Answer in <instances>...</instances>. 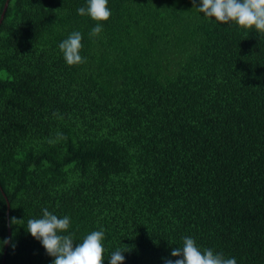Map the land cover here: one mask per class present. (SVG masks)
<instances>
[{
    "label": "trees",
    "instance_id": "16d2710c",
    "mask_svg": "<svg viewBox=\"0 0 264 264\" xmlns=\"http://www.w3.org/2000/svg\"><path fill=\"white\" fill-rule=\"evenodd\" d=\"M199 6L108 0L97 22L77 13L87 0H9L0 264H53L26 230L45 208L70 218L74 245L103 229V264L125 246L124 264H165L184 237L264 264V34ZM74 31L86 62L69 66L59 44Z\"/></svg>",
    "mask_w": 264,
    "mask_h": 264
},
{
    "label": "clouds",
    "instance_id": "9594fccd",
    "mask_svg": "<svg viewBox=\"0 0 264 264\" xmlns=\"http://www.w3.org/2000/svg\"><path fill=\"white\" fill-rule=\"evenodd\" d=\"M195 3L196 0H193L194 5ZM107 5L108 0H87V7H80L77 13L80 16H89L94 21L104 22L112 15ZM195 8L205 18H214L222 24L235 23L245 30L255 29L264 34V0H200V6ZM102 30L101 24L97 23L89 35L98 36ZM82 39V34L74 31L59 44L69 66L86 62V58L80 55ZM42 212V218L27 221L26 230L42 243L49 256L54 257L53 264H103V229L92 231L82 243L74 245L72 234H63L70 228V218L67 215L60 218L47 208ZM19 221L21 220L12 217L10 224L14 225ZM7 243L9 240L6 239L0 242V246ZM126 248L127 246L114 251L109 258L110 264H124L125 257L122 253L127 251ZM171 255L179 258L165 259V264H236L235 258H225L223 254L214 253L212 249L201 251L191 237H184L183 246L175 248Z\"/></svg>",
    "mask_w": 264,
    "mask_h": 264
},
{
    "label": "water",
    "instance_id": "95a60500",
    "mask_svg": "<svg viewBox=\"0 0 264 264\" xmlns=\"http://www.w3.org/2000/svg\"><path fill=\"white\" fill-rule=\"evenodd\" d=\"M8 2H9V0H5V2H4L3 8H2V11H1V14H0V24H1V22H2V19H3L4 13H5V11H6V8H7V5H8ZM6 202H7V207H9V202H8V200H7ZM8 210H9V208H8ZM7 212H9V211H7ZM8 233H9V231H8ZM7 245H8V243L6 244V246H7ZM3 261H4V258H3Z\"/></svg>",
    "mask_w": 264,
    "mask_h": 264
}]
</instances>
